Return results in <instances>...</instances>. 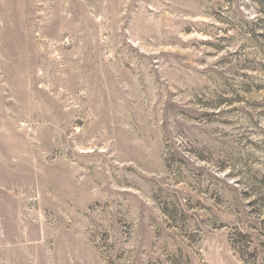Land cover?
<instances>
[{"label": "rangeland", "instance_id": "1", "mask_svg": "<svg viewBox=\"0 0 264 264\" xmlns=\"http://www.w3.org/2000/svg\"><path fill=\"white\" fill-rule=\"evenodd\" d=\"M0 264H264V0H0Z\"/></svg>", "mask_w": 264, "mask_h": 264}]
</instances>
